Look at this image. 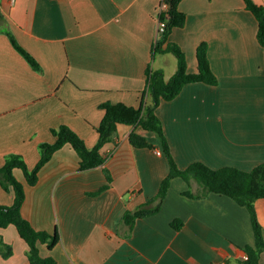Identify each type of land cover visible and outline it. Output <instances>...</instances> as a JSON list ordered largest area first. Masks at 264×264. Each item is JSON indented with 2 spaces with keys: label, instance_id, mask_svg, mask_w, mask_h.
<instances>
[{
  "label": "crops",
  "instance_id": "1",
  "mask_svg": "<svg viewBox=\"0 0 264 264\" xmlns=\"http://www.w3.org/2000/svg\"><path fill=\"white\" fill-rule=\"evenodd\" d=\"M162 0H0V167L19 153L30 168L41 159L40 144L53 143V128L67 124L94 146L107 101L139 106L148 89V68L177 71L172 52H155ZM264 4V0H255ZM187 15L169 42L185 52L190 72L198 71V47L208 43L219 84L191 82L157 108L174 156L182 168L195 161L211 167L250 170L264 162V46L259 22L245 0H181ZM9 32L40 62L36 70L14 46ZM145 134L156 149L136 147L132 131ZM118 136L102 147L114 177L103 166L80 169L71 144L58 149L40 169L38 182L24 183L22 211L35 228L60 233L43 256L57 264H236L254 244L250 210L228 195L184 194L176 177L162 209L136 221L125 211L148 202L170 171L161 140L142 126L120 123ZM14 192L0 182V205ZM264 233V197L255 202ZM180 218L182 229L172 222ZM14 254L0 264H30L29 245L15 225L0 227ZM264 264V251L261 254Z\"/></svg>",
  "mask_w": 264,
  "mask_h": 264
},
{
  "label": "trees",
  "instance_id": "2",
  "mask_svg": "<svg viewBox=\"0 0 264 264\" xmlns=\"http://www.w3.org/2000/svg\"><path fill=\"white\" fill-rule=\"evenodd\" d=\"M181 0H162L166 4L160 13V19L166 22L165 30L157 38L154 44L155 52H172L178 58L176 73L167 79L163 69L148 68V89L144 92L139 106L129 105L124 102L107 101L100 106L105 110V115L97 127L100 134L96 145L89 146L86 140L72 127L62 124L53 128L56 141L53 143L43 142L40 144L41 159L34 168H30L24 157L19 153H10L6 161L0 167V182L2 186L14 192V202L11 205H0V227L15 225L20 235L29 245L28 258L30 264H57L53 256H43L40 251V243H46L53 249L60 242L58 230L50 232L39 230L23 214L22 208L26 200V189L15 175L14 170L21 168L29 183L35 185L38 182L40 169L51 159L53 154L65 144L71 146L80 156V169L87 170L98 166L104 167L108 184L104 185L95 193H101L108 189L114 180L111 170L104 166L106 155L102 153V147L119 134L120 123L142 126L145 130L153 131L161 140V145L166 154L170 171L163 179L159 192L148 202L135 209L128 208L122 216V222L127 225L131 233L136 221L140 218L157 214L168 195L173 179L182 177L189 188L184 191L190 197H205L211 193L228 195L240 204L249 208L254 226V244L243 247L246 256L237 261L236 264H261V254L264 251V233L258 218L255 202L264 197V162L250 170L235 166H223L214 168L202 162L195 161L186 168H182L172 151L170 142L165 132L162 119L157 113V108L164 100H172L177 97L186 84L191 82H206L212 85L219 84V77L211 66L208 43L203 42L198 47V71L188 70L187 57L183 49L177 44L169 42L170 34L175 27L186 24L187 15L179 7ZM247 8L251 10L259 22L258 40L264 46V4L255 0H245ZM14 46L24 55L28 62L41 71L42 66L37 58L17 40L14 34L8 33ZM130 142L136 147H148L156 149L157 145L140 132L132 131L129 135ZM176 229H182L184 221L180 218L172 222ZM0 253L8 258L14 254L12 244L5 241L0 235Z\"/></svg>",
  "mask_w": 264,
  "mask_h": 264
},
{
  "label": "built area",
  "instance_id": "3",
  "mask_svg": "<svg viewBox=\"0 0 264 264\" xmlns=\"http://www.w3.org/2000/svg\"><path fill=\"white\" fill-rule=\"evenodd\" d=\"M167 7L166 4H161L160 5V10H159V16L163 8ZM166 27V22L162 21L159 17V24H158V35L157 38L162 34V32L165 30ZM157 40V39H156Z\"/></svg>",
  "mask_w": 264,
  "mask_h": 264
}]
</instances>
